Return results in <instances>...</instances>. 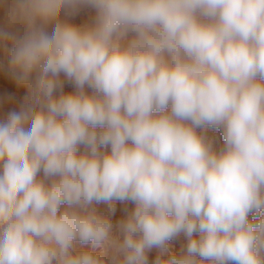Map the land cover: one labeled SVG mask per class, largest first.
<instances>
[{
  "label": "clouds",
  "instance_id": "obj_1",
  "mask_svg": "<svg viewBox=\"0 0 264 264\" xmlns=\"http://www.w3.org/2000/svg\"><path fill=\"white\" fill-rule=\"evenodd\" d=\"M0 9V264H264V0Z\"/></svg>",
  "mask_w": 264,
  "mask_h": 264
},
{
  "label": "rangeland",
  "instance_id": "obj_2",
  "mask_svg": "<svg viewBox=\"0 0 264 264\" xmlns=\"http://www.w3.org/2000/svg\"><path fill=\"white\" fill-rule=\"evenodd\" d=\"M93 13L86 11L83 14L75 18L76 23H83L90 20ZM0 29L12 31V29L7 25L4 11L0 9ZM8 49L12 47V42L8 41ZM8 53L5 50H0V65L7 64ZM67 91L72 90L71 85L66 86ZM29 89L25 85H18L13 81L7 74L5 68L0 67V119H6L7 113L13 109L18 110L19 107L26 103L27 98L29 97ZM219 135V133H217ZM102 207V205L100 206ZM121 206H118L117 217L122 215V212L119 210ZM132 205H129L131 208ZM183 243L182 238L178 241H173L170 245L171 249L179 250L181 244ZM155 252L150 253V264L154 259Z\"/></svg>",
  "mask_w": 264,
  "mask_h": 264
}]
</instances>
